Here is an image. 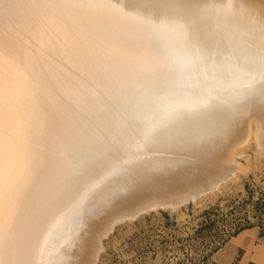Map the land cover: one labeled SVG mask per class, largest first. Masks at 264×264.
<instances>
[{"label":"bare ground","instance_id":"1","mask_svg":"<svg viewBox=\"0 0 264 264\" xmlns=\"http://www.w3.org/2000/svg\"><path fill=\"white\" fill-rule=\"evenodd\" d=\"M250 141L264 0H0V264H97L117 224L214 191Z\"/></svg>","mask_w":264,"mask_h":264},{"label":"rangeland","instance_id":"2","mask_svg":"<svg viewBox=\"0 0 264 264\" xmlns=\"http://www.w3.org/2000/svg\"><path fill=\"white\" fill-rule=\"evenodd\" d=\"M236 156L239 170L214 191L174 209L148 211L134 220L117 224L103 240L97 264H188L185 254L194 256V253L188 246L192 242L186 239L198 228L205 210L216 208L219 214H226L234 205L249 199L254 202L264 194V152L250 141ZM242 209L248 211L249 219L254 222L252 204H246ZM221 224L217 225L221 227ZM224 226L213 234L216 241L224 233L223 237L234 231L229 222ZM251 229L257 237L256 244H263L264 237H259L260 229ZM231 238L227 237L226 243L210 257L209 264H222L220 255ZM241 256L240 250L235 251L228 264H239Z\"/></svg>","mask_w":264,"mask_h":264},{"label":"trees","instance_id":"3","mask_svg":"<svg viewBox=\"0 0 264 264\" xmlns=\"http://www.w3.org/2000/svg\"><path fill=\"white\" fill-rule=\"evenodd\" d=\"M249 203L252 204L251 215L255 220L254 222L249 219L248 211L242 209ZM201 217L202 221L198 224V228L186 239L192 242L188 246L194 253V256L185 254L188 264H209L210 257L226 243L227 237H234L244 230L258 227L260 229L259 237H264V194L260 195L254 202L249 199L234 205L226 214H219L218 209L209 208L202 213ZM227 222L234 226V231L232 234L228 233V236L223 237L224 233L216 241L213 234H216L217 229L225 228L224 225ZM219 223H222L221 227L217 225Z\"/></svg>","mask_w":264,"mask_h":264},{"label":"crops","instance_id":"4","mask_svg":"<svg viewBox=\"0 0 264 264\" xmlns=\"http://www.w3.org/2000/svg\"><path fill=\"white\" fill-rule=\"evenodd\" d=\"M255 239H257V237L252 229L244 230L238 235L232 237L225 251L220 255L221 263L228 264L230 255L235 251L240 250L242 256L239 264H264V243L256 244ZM236 240H238V243Z\"/></svg>","mask_w":264,"mask_h":264},{"label":"water","instance_id":"5","mask_svg":"<svg viewBox=\"0 0 264 264\" xmlns=\"http://www.w3.org/2000/svg\"><path fill=\"white\" fill-rule=\"evenodd\" d=\"M181 205H182V204H181ZM158 209H164V208H161L160 205H158L157 208H155V209H149V211L158 210ZM165 209H166V208H165ZM145 212H146V211L138 213V215H137L136 217L132 218L131 220H134L135 218H137L138 216H140L141 214H143V213H145ZM147 212H148V211H147ZM124 221H128V220L126 219V220H124Z\"/></svg>","mask_w":264,"mask_h":264}]
</instances>
